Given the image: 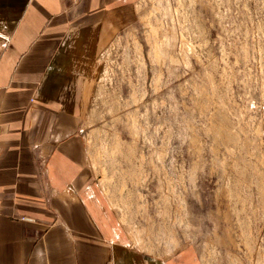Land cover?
Listing matches in <instances>:
<instances>
[{
    "label": "rangeland",
    "instance_id": "obj_1",
    "mask_svg": "<svg viewBox=\"0 0 264 264\" xmlns=\"http://www.w3.org/2000/svg\"><path fill=\"white\" fill-rule=\"evenodd\" d=\"M108 1L119 95L86 132L95 184L159 258L264 264V0Z\"/></svg>",
    "mask_w": 264,
    "mask_h": 264
},
{
    "label": "crops",
    "instance_id": "obj_2",
    "mask_svg": "<svg viewBox=\"0 0 264 264\" xmlns=\"http://www.w3.org/2000/svg\"><path fill=\"white\" fill-rule=\"evenodd\" d=\"M118 23L108 0H0V264H201L159 258L87 163L119 95Z\"/></svg>",
    "mask_w": 264,
    "mask_h": 264
}]
</instances>
